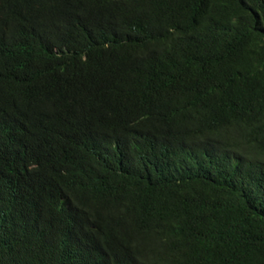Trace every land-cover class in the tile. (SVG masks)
Returning <instances> with one entry per match:
<instances>
[{"label": "trees", "instance_id": "1", "mask_svg": "<svg viewBox=\"0 0 264 264\" xmlns=\"http://www.w3.org/2000/svg\"><path fill=\"white\" fill-rule=\"evenodd\" d=\"M0 264H264V0H0Z\"/></svg>", "mask_w": 264, "mask_h": 264}]
</instances>
